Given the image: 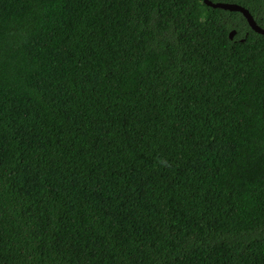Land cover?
<instances>
[{
  "label": "trees",
  "instance_id": "1",
  "mask_svg": "<svg viewBox=\"0 0 264 264\" xmlns=\"http://www.w3.org/2000/svg\"><path fill=\"white\" fill-rule=\"evenodd\" d=\"M0 264H264V33L202 0H0Z\"/></svg>",
  "mask_w": 264,
  "mask_h": 264
},
{
  "label": "water",
  "instance_id": "2",
  "mask_svg": "<svg viewBox=\"0 0 264 264\" xmlns=\"http://www.w3.org/2000/svg\"><path fill=\"white\" fill-rule=\"evenodd\" d=\"M206 5H209L211 7H220L227 10H235L241 13V15L244 17L247 25L254 31L259 33H264V26H261L256 23V21L253 19L250 12L242 5L235 3V2H226V1H211V0H202ZM234 34V29H230L228 31V37L231 38Z\"/></svg>",
  "mask_w": 264,
  "mask_h": 264
}]
</instances>
